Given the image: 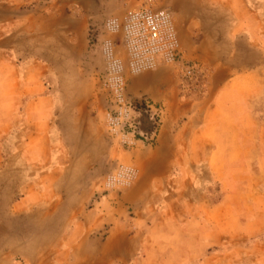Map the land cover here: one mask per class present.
<instances>
[{
  "label": "rangeland",
  "instance_id": "1",
  "mask_svg": "<svg viewBox=\"0 0 264 264\" xmlns=\"http://www.w3.org/2000/svg\"><path fill=\"white\" fill-rule=\"evenodd\" d=\"M103 1L0 0V264H167L156 245L134 246L127 260L99 261L125 247L107 242L108 236L127 239L140 231L160 237L155 226L165 216L143 211L151 200L126 198L138 183L136 192L148 195L163 184L144 174L147 146L162 124L161 108L132 97L128 80L141 73L126 71L130 103L124 107L103 84L105 20L122 16L137 0ZM197 2L153 4L171 8L175 21L177 4L191 17ZM197 35L191 33V43ZM117 49L126 59L120 43ZM181 49L209 78L205 62ZM249 56L261 55L250 50ZM167 66L181 87V71ZM251 89L249 118L238 126L247 148L240 150L237 164L228 165V182L212 178L204 166H185L194 179L182 188L192 194L193 206L220 204L228 189L229 205L240 212L220 220L228 236L243 238L239 244L216 245L219 255L211 264H264V78ZM125 168L134 170L131 177L119 175ZM193 206L186 208V218L197 215Z\"/></svg>",
  "mask_w": 264,
  "mask_h": 264
},
{
  "label": "crops",
  "instance_id": "2",
  "mask_svg": "<svg viewBox=\"0 0 264 264\" xmlns=\"http://www.w3.org/2000/svg\"><path fill=\"white\" fill-rule=\"evenodd\" d=\"M198 1L191 17L183 4H177L175 24L182 47L211 70L204 91L185 95L179 77L167 65L128 80L130 89L134 88L132 97L147 98L161 108L162 124L154 142L147 146L150 152L144 158V174L163 184L148 195L136 192L138 183L126 198L142 203L151 200L144 212L165 213L163 222L155 226L162 235L145 237L137 231L127 239L108 236L107 242L125 247L102 254L99 261L127 260L134 246L156 245L162 246V259L167 264H211L219 255L217 246L239 244L243 238L228 236L222 227L220 219L228 213L240 216L237 208L229 205L228 189L220 204L195 207L192 194L182 185L194 179L186 172V165L204 166L212 178L224 177L228 182V165L237 164L242 158L240 150L247 148L238 126L245 125L250 115L251 85H259L264 78L260 63L264 61V0ZM125 6L127 10L131 3ZM191 33L198 34L193 43ZM250 50L260 52V59L251 58ZM201 196L205 195L200 192ZM191 206L194 212H189L197 215L190 214L187 219L186 208ZM196 220L198 226H194ZM196 234L200 236L193 238Z\"/></svg>",
  "mask_w": 264,
  "mask_h": 264
},
{
  "label": "built area",
  "instance_id": "3",
  "mask_svg": "<svg viewBox=\"0 0 264 264\" xmlns=\"http://www.w3.org/2000/svg\"><path fill=\"white\" fill-rule=\"evenodd\" d=\"M154 0H137L122 16L111 15L105 20L108 36L101 42L106 60L103 84L123 107L129 105L125 92V73L139 74L161 64L170 65L181 71V89L185 95L204 91L208 74L197 61H187L181 49L179 34L169 7H156ZM119 36V41L115 36ZM122 45L126 59L118 53ZM115 123V118L111 117ZM132 168H125L120 176L131 177ZM110 181L114 176L108 178Z\"/></svg>",
  "mask_w": 264,
  "mask_h": 264
}]
</instances>
